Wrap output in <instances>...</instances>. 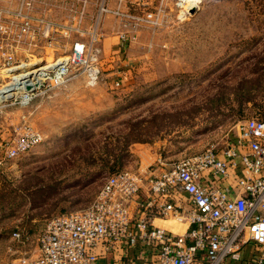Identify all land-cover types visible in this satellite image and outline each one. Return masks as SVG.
I'll use <instances>...</instances> for the list:
<instances>
[{"label":"rangeland","instance_id":"obj_1","mask_svg":"<svg viewBox=\"0 0 264 264\" xmlns=\"http://www.w3.org/2000/svg\"><path fill=\"white\" fill-rule=\"evenodd\" d=\"M109 4L131 7L129 0ZM69 5L49 15L52 46L41 40L32 62L67 60L76 41L92 42L87 29L97 3L88 0L80 19ZM158 7H135L153 11L157 23H142L127 46L118 31L95 42L102 49L97 84L74 68V77L29 104H12L15 90L0 99V139L15 136L25 122L44 135L30 151L0 164V264L34 252L49 219L88 206L114 171L168 165L210 147L220 151L240 120L264 116V0H198L186 16L174 0H166L161 13ZM77 23L83 33L70 27ZM104 37L124 48L113 52L107 45L106 51ZM18 55L28 60L26 50ZM1 62L0 89L33 68L6 69ZM23 80L19 92L34 84L29 76Z\"/></svg>","mask_w":264,"mask_h":264},{"label":"built area","instance_id":"obj_2","mask_svg":"<svg viewBox=\"0 0 264 264\" xmlns=\"http://www.w3.org/2000/svg\"><path fill=\"white\" fill-rule=\"evenodd\" d=\"M18 1L15 7L0 5L1 64L6 69L26 65L35 72L32 90H15L12 104H29L62 86L76 75L74 68L97 84L101 48L95 42L104 36L107 14L121 22L123 43L131 41L142 23H157L153 11L137 12L121 4L112 8L109 0H97L87 29L94 35L92 42L76 41L67 60L32 62L41 40L52 46L55 22L49 19L48 0ZM57 1L53 6L71 4L75 18L85 15L88 0ZM165 1H159L158 13ZM174 2L184 16L198 5V0ZM70 27L85 31L78 23ZM21 50L27 51L29 61L19 60ZM43 140V133L25 122L15 136L0 139V164ZM158 218L179 222L185 229L158 225ZM13 236L22 238L21 232ZM7 264H264V116L240 120L220 151L210 147L168 165L110 174L88 206L50 218L35 251Z\"/></svg>","mask_w":264,"mask_h":264},{"label":"crops","instance_id":"obj_3","mask_svg":"<svg viewBox=\"0 0 264 264\" xmlns=\"http://www.w3.org/2000/svg\"><path fill=\"white\" fill-rule=\"evenodd\" d=\"M110 1H111L112 4H114V0H110ZM48 2H49V10H48V13L51 16L52 15L51 13H53V11L56 8L55 6H53V3H56L57 4L60 1H57V0H48ZM158 2H159V0H129V4L131 6L130 8H135V7H137L138 4H149V5L152 4V5H154V4H158ZM93 3L96 4L97 3V0H93ZM18 4H19V1L18 0H0V5H2V6L9 5V6L15 7ZM122 5H126L125 1L122 3ZM37 6L40 8L41 7V4H39ZM43 6H45V5H43ZM95 12H96V5H95V11H93L92 14H94ZM117 23H118V21H117V19H116L115 16H113V15L106 16L105 19H104V24H103V34H104V36H113L114 34H117V31L120 32V30L122 29V27H121V25H119V23L117 25ZM120 43L123 44L124 46H127L130 43V41L129 42H126V43H123L120 40ZM103 44H104V46L106 48V51H108V49H109V51L112 50L113 52H115V51H118L117 50L118 48H124L123 45H122L123 47L118 46L117 45L118 42H116V39L113 38V37H107V38L104 37ZM107 45H109L108 49H107ZM105 48H103V51H104ZM238 162H239V165L241 167L243 163L241 162L240 159L238 160ZM225 185H226V183L223 182V186H225ZM155 223L158 224V225H161V226H167L166 225V221H164L162 219H159V218L155 220ZM251 249H252V245H249L247 247V252L251 251Z\"/></svg>","mask_w":264,"mask_h":264},{"label":"bare ground","instance_id":"obj_4","mask_svg":"<svg viewBox=\"0 0 264 264\" xmlns=\"http://www.w3.org/2000/svg\"><path fill=\"white\" fill-rule=\"evenodd\" d=\"M23 67L22 68H24L25 66L24 65H22ZM19 68V67H18ZM33 71H24V72H22V73H20V74H18V75H16V76H14L13 77V81H12V83H10V84H8L6 87H4L3 89H0V99H2V98H4V97H12L13 95H14V92H13V90H16L18 87H20L21 86V84H23V83H25L26 81L25 80H23L24 78H26V77H31L33 74ZM20 85V86H19ZM32 85H28V84H26L25 85V88H27L28 90H29V88L31 87ZM25 90V89H24ZM20 92H21V90H20ZM0 103H2V101L0 100ZM166 225L167 226H173V224H171V223H168V222H166ZM173 228H175L176 229V227L174 226Z\"/></svg>","mask_w":264,"mask_h":264},{"label":"trees","instance_id":"obj_5","mask_svg":"<svg viewBox=\"0 0 264 264\" xmlns=\"http://www.w3.org/2000/svg\"><path fill=\"white\" fill-rule=\"evenodd\" d=\"M119 170H122V169H118V170L114 171L113 173H115V172H117V171H119Z\"/></svg>","mask_w":264,"mask_h":264},{"label":"water","instance_id":"obj_6","mask_svg":"<svg viewBox=\"0 0 264 264\" xmlns=\"http://www.w3.org/2000/svg\"><path fill=\"white\" fill-rule=\"evenodd\" d=\"M194 11V10H193ZM32 90V88H29V91H31Z\"/></svg>","mask_w":264,"mask_h":264}]
</instances>
